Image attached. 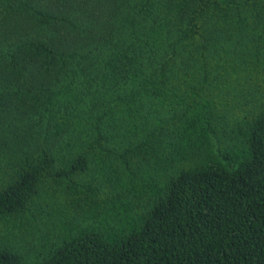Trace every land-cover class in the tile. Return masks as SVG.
<instances>
[{"label":"trees","instance_id":"obj_1","mask_svg":"<svg viewBox=\"0 0 264 264\" xmlns=\"http://www.w3.org/2000/svg\"><path fill=\"white\" fill-rule=\"evenodd\" d=\"M0 264H264V0H0Z\"/></svg>","mask_w":264,"mask_h":264}]
</instances>
